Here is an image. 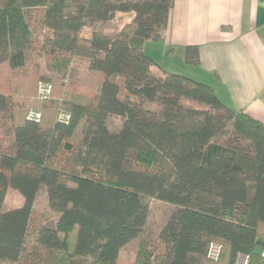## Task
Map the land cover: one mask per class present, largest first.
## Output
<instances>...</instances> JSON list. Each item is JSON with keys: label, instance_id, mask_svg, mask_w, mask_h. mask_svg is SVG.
<instances>
[{"label": "trees", "instance_id": "trees-1", "mask_svg": "<svg viewBox=\"0 0 264 264\" xmlns=\"http://www.w3.org/2000/svg\"><path fill=\"white\" fill-rule=\"evenodd\" d=\"M173 5L0 0V264H124L152 201L172 212L131 264H234L239 253L263 264L264 124L145 52ZM128 13L130 24H114ZM186 62L199 65L198 47ZM78 68L97 80L71 79ZM42 81L53 94L38 109ZM30 109L40 122L27 120ZM10 192L20 205L6 207Z\"/></svg>", "mask_w": 264, "mask_h": 264}, {"label": "crops", "instance_id": "crops-1", "mask_svg": "<svg viewBox=\"0 0 264 264\" xmlns=\"http://www.w3.org/2000/svg\"><path fill=\"white\" fill-rule=\"evenodd\" d=\"M189 46L198 47L199 65L186 62ZM145 52L264 124V0H174L163 39L147 42Z\"/></svg>", "mask_w": 264, "mask_h": 264}, {"label": "rangeland", "instance_id": "rangeland-1", "mask_svg": "<svg viewBox=\"0 0 264 264\" xmlns=\"http://www.w3.org/2000/svg\"><path fill=\"white\" fill-rule=\"evenodd\" d=\"M132 19L133 15L131 13L117 14L114 24L117 25L119 28H122L125 25L130 24L132 22ZM37 30L40 31V28H38ZM150 51L151 48L148 49V53ZM158 60H160L162 63L165 61V58L160 57L158 58ZM75 69V74L71 76V79L80 81L82 83H85L86 81L89 86H91L92 83L97 80L95 76L88 74L86 71L83 70V68H78V70ZM40 103L41 102L36 97L32 100L31 107L40 109L39 106L42 105ZM109 126L111 130H118L121 126V121L119 119H113L111 120ZM20 203L21 197L15 192H10L5 205L7 208H11L20 205ZM171 212L172 208L169 205L161 203L159 201H152L148 223L145 228V231L140 238L133 240L127 246H125L121 254L122 263L131 264L134 254L138 251L141 238H144L146 241H148L150 245H154L156 243L159 233L166 225L171 215Z\"/></svg>", "mask_w": 264, "mask_h": 264}, {"label": "built area", "instance_id": "built-area-1", "mask_svg": "<svg viewBox=\"0 0 264 264\" xmlns=\"http://www.w3.org/2000/svg\"><path fill=\"white\" fill-rule=\"evenodd\" d=\"M53 94V86L48 82H40L37 87V99L40 102L49 100ZM42 119V112L37 109H30L27 115V120L30 122H40ZM71 115L61 110L58 113L57 121L61 124H69ZM222 247L217 243H211L208 249V258L212 262H218L221 255ZM264 260V253L262 254ZM234 264H250V256L247 254H237Z\"/></svg>", "mask_w": 264, "mask_h": 264}]
</instances>
